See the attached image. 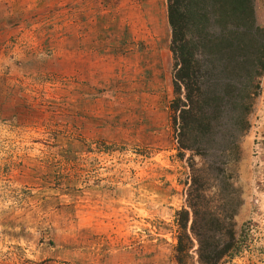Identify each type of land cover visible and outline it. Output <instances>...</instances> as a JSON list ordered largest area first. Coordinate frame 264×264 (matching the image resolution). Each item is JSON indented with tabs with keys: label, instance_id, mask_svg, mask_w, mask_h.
<instances>
[{
	"label": "rangeland",
	"instance_id": "rangeland-1",
	"mask_svg": "<svg viewBox=\"0 0 264 264\" xmlns=\"http://www.w3.org/2000/svg\"><path fill=\"white\" fill-rule=\"evenodd\" d=\"M170 39L167 0H0V264H176L183 208L203 264L192 178L209 221L250 228L217 264H264V70L242 125L183 147Z\"/></svg>",
	"mask_w": 264,
	"mask_h": 264
},
{
	"label": "trees",
	"instance_id": "trees-1",
	"mask_svg": "<svg viewBox=\"0 0 264 264\" xmlns=\"http://www.w3.org/2000/svg\"><path fill=\"white\" fill-rule=\"evenodd\" d=\"M253 12L252 0H167L176 93L170 109L183 147H189V133L202 139L214 134L229 111L237 113L236 123L245 122L247 100L256 94L249 91L251 81L264 70V27L254 26ZM242 80L248 83L244 90L237 86ZM201 186L192 178L187 193L192 213L189 228L198 243L199 261L217 264L246 246L250 228L235 236L228 224L209 221L200 203L207 195ZM177 213L180 232L175 258L176 264H185L193 243L187 232L189 211L183 208Z\"/></svg>",
	"mask_w": 264,
	"mask_h": 264
}]
</instances>
